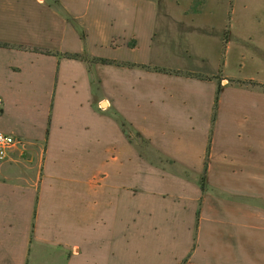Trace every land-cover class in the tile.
Here are the masks:
<instances>
[{
    "label": "crops",
    "instance_id": "1",
    "mask_svg": "<svg viewBox=\"0 0 264 264\" xmlns=\"http://www.w3.org/2000/svg\"><path fill=\"white\" fill-rule=\"evenodd\" d=\"M183 3L0 0V132L20 141L0 160V264H264L245 204L264 186V92L224 77L213 125L216 79L152 69L214 77L165 60L159 23Z\"/></svg>",
    "mask_w": 264,
    "mask_h": 264
},
{
    "label": "rangeland",
    "instance_id": "2",
    "mask_svg": "<svg viewBox=\"0 0 264 264\" xmlns=\"http://www.w3.org/2000/svg\"><path fill=\"white\" fill-rule=\"evenodd\" d=\"M178 1L181 3H191L192 1L193 4L192 8L186 11V16L179 17L176 13L165 23L163 20L159 23L163 28V36L165 35L164 45L176 47L178 52L175 58L165 57L166 62H170L169 64L172 66L193 69L222 79L226 77L231 85L264 92L258 86L239 83V81H260L264 84V0H207L213 7L208 10V13L214 14V21L213 16H210L211 20L192 18L197 8H200V4L205 0ZM174 11L183 13L184 10ZM125 129L128 130L130 137L128 139L131 145L136 146V149L141 152L148 142L134 128L125 125ZM211 138L212 133L210 141ZM136 156L137 154H130L131 181L135 178L133 169L135 164L132 163V159ZM208 157L209 155H207V160ZM164 160L166 159L162 156L161 161ZM138 177L141 178L139 172ZM246 189L245 204L247 208L255 209L257 213L260 212L257 217H254L255 226L258 227L260 224V227L254 229V232H261L264 235V186H248ZM259 191L262 197H255ZM132 192H139V187L130 185V194ZM203 199L204 197L199 199L195 225L196 240L202 216ZM242 202L244 203L243 200ZM248 230L251 229L248 228Z\"/></svg>",
    "mask_w": 264,
    "mask_h": 264
},
{
    "label": "trees",
    "instance_id": "3",
    "mask_svg": "<svg viewBox=\"0 0 264 264\" xmlns=\"http://www.w3.org/2000/svg\"><path fill=\"white\" fill-rule=\"evenodd\" d=\"M0 46H10L7 43H3L0 42ZM68 56L74 57V58H79V59H83V60H87L89 59V57L87 55H83V54H67ZM93 61L96 62H101L103 64H118V65H130V66H135L134 64L131 63H126V62H120V61H115V60H109V59H105V58H92ZM152 69L156 70V71H161V72H172V73H176V74H184L187 76H192V77H197L200 79H217L218 81V88H217V93H216V102H215V109H214V115H213V125L214 122L216 120V115H217V109H218V102H219V98H220V94H221V90H222V78L219 77H208V76H204L202 74H198V73H189V72H183V71H170L164 68H160V67H153ZM239 83H241L242 85H253V86H258L260 88H262L264 90V84L260 83V82H256V81H239ZM249 83V84H248ZM125 126V124H124ZM208 155H209V151H208ZM206 173H207V162L205 165V170H204V175H203V179H202V187L203 189L205 188V183H206ZM199 218V217H198Z\"/></svg>",
    "mask_w": 264,
    "mask_h": 264
},
{
    "label": "built area",
    "instance_id": "4",
    "mask_svg": "<svg viewBox=\"0 0 264 264\" xmlns=\"http://www.w3.org/2000/svg\"><path fill=\"white\" fill-rule=\"evenodd\" d=\"M19 140L11 134L0 132V160L4 161L9 156V151L19 144Z\"/></svg>",
    "mask_w": 264,
    "mask_h": 264
}]
</instances>
